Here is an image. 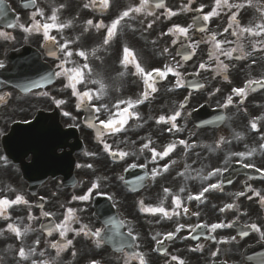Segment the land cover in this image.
Instances as JSON below:
<instances>
[{"label": "snow or ice", "instance_id": "obj_1", "mask_svg": "<svg viewBox=\"0 0 264 264\" xmlns=\"http://www.w3.org/2000/svg\"><path fill=\"white\" fill-rule=\"evenodd\" d=\"M149 0H140V5L138 7H129L127 10H125L117 19L113 20L110 24V26H105L103 24V22L96 24L95 27L96 28H102V27H106L107 28V36L104 40V43L107 44L109 42V39L112 38L115 34H116V30L118 28V26L120 25L121 21L124 20V18L129 17L130 14L132 13H137V12H141L144 10V8L147 6ZM29 3H34V0H29ZM246 3L250 6L251 5V0H246ZM97 5V0H92V7H96ZM109 6V0H99V7L102 9H106ZM156 7H163L164 5L162 3H157L155 5ZM63 7V6H61ZM85 8L89 7V4H85L84 5ZM203 5H201V7L199 9H191L189 8L190 11H199L201 13L200 16L194 17V23L196 21H208L211 17L213 16H218L220 14L221 11H223L225 8L226 9H240L245 7V3H229V0H214V6L212 7L211 11L204 13L203 11ZM170 14H175V13H171ZM5 14V5H4V0H0V16H3ZM39 15L41 17L44 16V12L42 10L37 9V11L33 14V16L31 17V19L34 21V23L31 25L30 28H25L24 30L26 31H30V30H35L37 32H41L43 36L45 37L46 40L52 41V42H56V37L50 35V32L52 30H63L64 28L68 27V24H64V23H57L58 21V16H57V10H53L51 16L48 17V20L51 22H44L41 23L39 21H36V16ZM237 15L238 12H233L229 18V24L228 27L224 29V32H228L229 29H233L232 31V35L233 36H237L240 37L242 35H244L245 33L253 36V37H259V36H264V23H259L256 24L254 27H245V26H241L237 20ZM70 24V22H69ZM88 25H92L93 22L92 20H88L87 21ZM235 25V27H234ZM9 28H13L16 27V25L14 24H9L8 25ZM190 27H182L179 25L173 26V28L169 29V34L176 36V37H180L183 36L185 38H188V33L190 30ZM198 30L200 32H207V29L203 26H199ZM85 31H87V29H85ZM5 35V33H0V36ZM76 41L74 40H66L64 43L59 44V49L60 51L63 53L64 55V59L61 60V62L57 65V69L58 71L53 73L52 75H55L57 77H62L67 81L66 87L70 88L72 90V95L78 98V104L77 107L81 108V107H91L94 108L95 112H100L101 109H105L107 110V105L105 104H101L99 107H96L95 104H92L91 101L93 99H101L104 94H105V90H106V85L103 82L102 79H94L92 80V83L97 84L98 88L95 90L89 89L86 91H79L77 88V85L79 84H83L85 82V78H86V74L88 76L91 75L92 70L89 66L88 63H84L82 66H72V67H66V65H68L70 63L69 58L72 57L73 55V51L70 50V44L75 43ZM180 43L181 45H183V41H179V40H173V44L176 43ZM201 43H206L208 44L209 47V52H208V56H209V61L215 60L218 62V64L222 65L223 67H227L226 65H223V62L220 61V56H225L227 58H232V53L233 52H241L243 53V49L242 47H235V48H231L230 50H225V48L223 47L224 44H231V41H227V40H218L217 36L215 33H212L210 35H208L207 37H202L199 41H196L195 44L199 45ZM191 47V45L189 46ZM124 52V56H123V62L125 63V66H127V63L129 62H134V54L127 48L125 47L123 49ZM164 52L167 53L168 49L165 48ZM49 55H55V53L53 52H49ZM76 55H78L79 57L83 58L85 61L88 59V54L83 51V50H78L76 52ZM132 57V61L129 60V58ZM237 59L242 58L241 56H237L235 57ZM57 59H59V57H57ZM184 60H188L190 59V54H185L183 56ZM177 64H179V62H177ZM4 67L3 64H0V68ZM135 67L137 69V74L141 75L144 78V83L146 85V87L148 89H151V91H156V89L153 87V81L155 80L156 77H160V78H165L169 73L176 75L178 77V83L177 86L182 87L183 85L179 84V78H180V74L175 70V68L170 67L165 65L163 69H153L152 71H148L146 72L144 68H142L140 66L139 63H135ZM208 67V65H206L205 63H201L200 64V68L201 69H206ZM121 75H123V73H121ZM253 85H255L256 87L259 88H264V80H250L248 81L244 87H237L234 88L233 94L236 96H240V97H244L247 95V91L249 89L255 91L256 87H253ZM202 87V85H200ZM148 92L145 91L144 93V98L146 99L148 96ZM141 100H137L135 102L129 100V101H120L118 102L116 105H114V107L117 109L116 112L112 113L111 118L107 119V120H99V123L101 125H103V128L108 130L109 132H119L121 131V129H123L124 125L127 123V120L133 116H136L137 114L130 111V109L134 108L136 106V104L141 103ZM59 103V102H57ZM232 103V96H229L227 98V101L225 104L222 105V107H227L229 104ZM120 104H127V107L120 109L119 105ZM184 107L183 104L180 105V108L182 109ZM65 115H67V113H65ZM181 116V111L177 110L175 111L171 116L165 117L163 115H161L157 121V123H166V124H170V128L168 129V131L172 132V131H176L179 132L181 129L177 126V118ZM94 119H99V117H94ZM221 120L225 119L224 117H220ZM91 122V121H90ZM92 126L95 127V123H92ZM251 128L256 130L257 129V123L255 121H253L251 123ZM227 143V141L224 140L223 137H221L217 142H216V148H220L221 145ZM150 144L151 141H149L148 143L143 144L141 151L147 149L152 153V160L153 162L156 161L157 158L163 159L164 157H167L176 147L175 143H171L168 144L163 151H157L155 148H150ZM179 144L180 145H184L185 147H188L189 145L187 144L186 141L184 140H179ZM105 148L110 150V146L105 144ZM256 151V149H252L251 151L248 152H233L231 153L232 156L235 157H240V161L239 163H241V165L243 167H252V165L246 164L244 163V159H246L247 157L251 156L254 152ZM113 156H116L118 158H122V157H126L129 155L128 152H124V151H117V152H112ZM137 165H129V167H136ZM142 167H146L145 165H140ZM168 170V166L165 165L164 166V171ZM227 167L225 168H215L214 170H212L211 172H209L207 175L201 176L202 180H209L211 177H218L223 175V173L225 171H227ZM159 174V170L158 169H153L152 172V176L153 178H155L156 175ZM180 175H184L183 173H180ZM197 175H199V173H197ZM98 187V185H93V189ZM217 188H222V182L218 181L217 183H211L208 184L206 187H203L202 190L195 195L189 194L187 196V200L191 201V200H202V198L204 197V194L209 192L210 190H214ZM184 189L181 188L180 192H183ZM164 193L165 198H167L168 196L172 197V204H173V209L171 211V213H169V211L163 206L164 201L161 200L160 202V206L158 207H148V208H144L143 207V202L141 201V206H142V210L151 212V213H160L162 214L164 217L171 219L173 216H178L181 214V210L183 212V214L187 215L189 214V209L187 206H185V202L184 200L181 198V196L179 194H172L170 193L169 189L165 188L164 189ZM90 194H91V190L89 191V193L82 195L80 197H74V199H79L81 201H86L90 198ZM239 195H244V193H240ZM254 195L256 196H261V194L259 192H255ZM249 199H251V197H249ZM27 204L28 202L26 200H24L22 195L17 194L15 196V199H8L7 197H0V216L4 217L5 219H9L8 215H7V210L12 207L13 205H18V204ZM261 203L264 204V196H261ZM234 205L233 204H227L225 205L223 208L220 209L221 212H225L227 210L233 209ZM68 215L65 217L64 221L55 225L54 228H50L48 230V235H52L54 231H58L59 232V236L61 237L62 240H64V238H66L67 233L70 231H74V229H72L70 227V225L72 223H76V217L74 215V212L71 208H69L67 210ZM43 216H48L50 215L47 212H42ZM191 215L193 216H199V213L197 212H193L191 213ZM29 218L31 219V215L29 216ZM236 221H233L232 223H227L225 224L224 222H218V223H213L211 225L207 224V223H202V224H197L195 226L193 225H189L188 229L190 232H194L196 228L198 227H203V228H209L212 232H215L217 229H223V228H232L233 224ZM185 226L184 225H179L178 228L176 229L177 231L183 229ZM245 228H251L253 231L256 232H260L261 233V239H264V230L261 229L260 226L256 225V224H250V225H245ZM7 229L10 232H13L17 238H20L24 233H27L29 231L28 227H25L23 229V232L21 231V229L15 225V224H8ZM85 232L87 235H89L90 238H94L95 242L97 244V246H100L101 243L103 242V236H102V230H91L88 229L87 226H82V228L77 232V235L80 234V232ZM129 236H132V231L131 229L128 232ZM239 235L241 237H245L247 235H249V233L247 231H240ZM174 238V233L173 232H169L166 234L165 239H173ZM195 238V237H194ZM133 239H136V237H133ZM155 239V238H154ZM213 239H215V237H213ZM232 240H235L236 237H231ZM158 243H163V241H157ZM228 241H221V243H226ZM36 243H39V241H37ZM72 241L71 240H66L65 243H53L51 245V247L53 248H57L60 249L62 247H66L67 245H71ZM121 251H123V249H120ZM216 253H213V255H215ZM35 255V249L31 248L28 251H25V249L23 247H21L18 251V256L20 257L21 261H27L29 260V258L31 256ZM41 256H43V253H40ZM138 261V264H145L144 258L140 253H134L131 256L128 257V260L126 262V264H131L132 261ZM172 260L176 261L178 260V257L173 256ZM32 264H36V261H32ZM41 264H47V262H41ZM92 264H96L95 261L92 262ZM180 264H183V261H180Z\"/></svg>", "mask_w": 264, "mask_h": 264}, {"label": "flooded vegetation", "instance_id": "obj_2", "mask_svg": "<svg viewBox=\"0 0 264 264\" xmlns=\"http://www.w3.org/2000/svg\"><path fill=\"white\" fill-rule=\"evenodd\" d=\"M156 3H162L164 6L160 7L158 10L160 11V16L162 19L167 18V14H169V11L167 9V4L170 0H155ZM261 4V8L258 7L257 12L258 14H261L262 22H259L255 18L256 9L254 8L257 3ZM60 7L57 11L58 21L57 23H64L68 24L69 26L61 30H54L55 37H56V43L58 47V57L61 56V51L59 49V44H61V32H64V34L69 35L72 40L76 41L75 45L77 46H86L89 43L90 37L85 32L87 24V19L93 17V13L91 10L86 9L85 11L78 12L75 6V3L73 0H58ZM86 2L92 4V0H89ZM245 3V7L240 9H224L220 12L218 16L211 17L208 21H202L201 25L207 29V32H200L197 31L194 28V25H191V21L189 19V14L187 13L185 18L178 19L179 22L184 23L183 27H190L188 38H185V42L187 43V46L189 49L192 50V59L188 62L181 61L179 59V69L178 73L180 71H183L184 73L189 72L188 64L191 62L195 63V66H199L201 63H205L206 65H209L211 68L219 71L222 65L218 64L217 61L212 60L209 61V45L206 43H201L199 45H196L195 42L199 41L202 37H207L208 35L215 33L218 40H227L231 41V44H224L223 47L225 50H230L231 48H235L237 46L242 47L243 53L237 51L232 53V58H227L225 56H220V61L223 62V65H226L227 69H229L228 72H223L224 77L222 79H228V74L232 71L233 65H236L238 70L233 72L232 74H229V77L232 76L234 80H239L240 76H256L260 68L262 67L261 60L259 59V55L253 56V57H246L245 54L247 50L254 49L257 50L259 48V43L262 41L264 42V36L259 37H253L247 33L244 35L237 37L233 36L231 33L233 29H229L228 32H224V29L228 27L229 24V18L233 12H238L237 20L241 26L245 27H254L256 24L264 23V0H251V5L249 6L246 3V0H229V3ZM151 7H153L154 0H149L148 2ZM138 6L140 5V0H137ZM203 5V11L204 13H207L211 11L212 7L214 6V0H198L195 9H199ZM63 6V7H61ZM189 9V8H188ZM107 16L109 14V8L107 7L104 9ZM150 12H144L145 16H149ZM201 13L198 11V16H200ZM40 19L41 22H44L43 18H40L38 15L35 18ZM31 23L33 24L34 21L31 19ZM70 22V24H69ZM152 23V22H151ZM151 23H145L142 25V21H138L137 27L138 31H135L133 33H130L127 36H123L121 40H119L118 44L122 46L123 48L127 47L133 54L140 55L142 52V39L140 35L141 26L145 30V32L149 33L150 35H156V40L154 41L152 45V51L153 54H150V59L153 61H162L164 57L168 55V53L173 51V47L176 44H173V40H179V37L173 36L169 34V29L173 28L169 25L168 21H161L159 26L155 23V27ZM111 22L107 24V26H110ZM235 27V25H234ZM39 33V32H38ZM46 39H44L41 43L40 38L32 39L31 41L35 43L36 45L40 44L37 49L41 51V48L43 47V43ZM191 45V47H189ZM145 49L144 52H148V46L147 41H145ZM167 48L168 52L165 53L164 49ZM157 52H160L161 55H157ZM241 56L242 58L237 59L235 57ZM225 68V67H224ZM173 79V80H172ZM172 81V83H171ZM174 82L173 75L170 73L167 76V79L165 80L164 87L162 89V93H167V89H170ZM5 89V87H2L0 89V92H2ZM169 89V91H170ZM169 91L166 94V97L169 95ZM5 96V95H4ZM26 105V111L25 116L28 118L33 110L34 106L38 104L37 99H31L27 103L23 102H17L16 108L17 110H21L22 105ZM187 104V102L184 104V106ZM84 131V130H82ZM83 136L87 138V134L83 132ZM1 177V173H0ZM202 212V211H201ZM135 214L132 213H124L123 217L127 219L125 228L129 231L131 229L132 234L137 233L138 226L134 219ZM172 226L171 222L167 225L166 233L171 232ZM189 230H182L181 233H185V235L177 234L174 235L173 239H169L168 242H165L164 244H161L159 246V243L157 241H160L162 239L161 236H159V231L156 232V234L152 237H139L135 236L136 239H134V245L133 248H135V252L129 253L127 251L126 247H123V251L120 252H114L111 251L109 248H106V250H101L99 252H96L93 254V259L97 258L96 264H126L128 257L131 256L134 253H140L141 255L147 251L145 255H142L145 261V264H180V261H183V264H207L204 263V257L203 253L201 252V248H193V243L191 240H189L187 234L189 233ZM155 238V239H154ZM176 256L178 257V260L174 261L172 260V257ZM78 256L74 259V264L77 263ZM56 259V257H55ZM131 264H138V261H132Z\"/></svg>", "mask_w": 264, "mask_h": 264}, {"label": "rangeland", "instance_id": "obj_3", "mask_svg": "<svg viewBox=\"0 0 264 264\" xmlns=\"http://www.w3.org/2000/svg\"><path fill=\"white\" fill-rule=\"evenodd\" d=\"M104 63H106V62H104ZM103 63V64H104ZM102 65V64H101ZM113 65H115V62H113ZM172 97H168V99H171ZM170 124H166V123H158V125L155 127V133L152 135V137H151V144H150V148H155V147H153L152 145L153 144H155V145H157V143H158V141L157 140H159L160 138H161V136H163V134L165 133V132H163L164 131V127H167V130L170 128ZM169 133L170 134H173V131L172 132H170L169 131ZM207 138H208V141L209 140H211V138H212V135H209V134H207ZM147 141H149V139L147 140ZM156 149V148H155ZM156 150H159V149H156ZM150 158H152V153L151 154H148V156L147 157H145V159L144 160H142L141 159V161H144V162H148L149 160H150ZM207 155H206V153H205V151H202L201 153H200V158H199V161H198V164H197V166H195V170H194V173L192 174V176H195V175H197V173H199L200 172V170H199V168L202 166V165H204V163H206L207 162ZM134 161H136V159H134ZM139 161V160H138ZM202 163V164H201ZM154 193V192H153ZM142 196H143V198H141V200L145 203V199L146 200H149V198H151V197H149V198H145V193L143 192L142 194H141ZM153 196H156L155 194L153 195ZM156 197H158V196H156ZM163 198H160V199H158L157 201H161Z\"/></svg>", "mask_w": 264, "mask_h": 264}]
</instances>
